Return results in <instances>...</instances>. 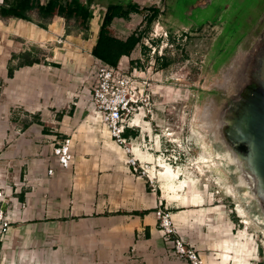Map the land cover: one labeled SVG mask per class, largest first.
<instances>
[{"label": "rangeland", "instance_id": "obj_1", "mask_svg": "<svg viewBox=\"0 0 264 264\" xmlns=\"http://www.w3.org/2000/svg\"><path fill=\"white\" fill-rule=\"evenodd\" d=\"M165 1L139 0L137 5L142 17L159 9L147 34L157 20L170 30L163 58L171 65L158 67V52L152 55L151 49L140 44L139 68L150 69L146 76L154 95L151 116L139 121L137 136L126 145L130 153L111 138L88 104L78 112L73 103L83 89H91L98 67L89 56L94 36L60 17L43 22L34 12L30 13L33 22H25L0 16V192L3 204H8L1 207V240L12 235L18 212V243L0 255V264H164L145 261L132 246L115 258L97 249L102 238L105 242L116 238L109 235L110 228L138 224L146 212L154 213L163 242L162 255L153 259L167 256L190 264L175 254L171 242L177 237L200 254L204 264H232L223 260L225 243L236 248L229 240L248 238L250 249H255L250 264H264V226L258 225L264 223V210L258 200L248 202L243 197L248 188L239 186L238 166L203 169L205 175L200 174L198 161L208 150L230 148L210 136L201 139L195 126L196 116L206 109L221 128L226 126L231 111L256 84L259 55L264 51V0ZM103 14L99 9L96 18L102 19ZM140 28L146 29V23ZM129 29L118 33L124 36ZM33 47L38 49L37 58L54 65L25 67L9 79L11 55ZM60 86L70 90L65 102ZM35 118L43 125L35 123ZM44 126L49 133L43 132ZM67 139L72 141L74 160L63 170L53 152ZM160 162L170 165L182 181L193 179L202 200L183 205L165 198ZM21 191H25L24 200L15 198ZM238 206L251 217L250 225L243 223ZM200 210H205L202 215ZM160 211L170 212L176 230L167 240L157 216ZM178 218L186 220L181 227ZM139 236L146 238L143 231ZM12 250L18 257L10 258Z\"/></svg>", "mask_w": 264, "mask_h": 264}, {"label": "built area", "instance_id": "obj_2", "mask_svg": "<svg viewBox=\"0 0 264 264\" xmlns=\"http://www.w3.org/2000/svg\"><path fill=\"white\" fill-rule=\"evenodd\" d=\"M90 8L93 10L94 17H97L99 9L106 12L105 7L92 1ZM147 35L143 38L144 45L152 50V55L158 52V57H163V52L171 40L170 30L164 28L157 20ZM159 43L165 47L159 46ZM96 63L98 67L94 72L91 89H88V107L94 118L106 128L111 138L119 146L126 147L130 144L131 139L128 140L124 137L125 132L137 130L140 128L139 121H144L148 116H151L150 107L154 92L151 79L146 76L147 73L150 74V69L129 67L126 70L119 65L114 68L98 59H96ZM72 147V141L67 139L54 148V158L60 169L65 170L71 167L74 160ZM126 149L129 153L131 152L130 148L126 147ZM132 163V166L135 167V161ZM53 173L54 169L50 168L48 175L52 176ZM3 199L0 192V204L4 203ZM8 211L11 212L10 209ZM157 216L162 219L166 240L172 238L176 230L171 222L170 212L160 211ZM2 218H4V211L0 207V221ZM171 243L175 254L180 259L185 258L190 264H204L200 254L187 248L183 238L176 237Z\"/></svg>", "mask_w": 264, "mask_h": 264}, {"label": "trees", "instance_id": "obj_3", "mask_svg": "<svg viewBox=\"0 0 264 264\" xmlns=\"http://www.w3.org/2000/svg\"><path fill=\"white\" fill-rule=\"evenodd\" d=\"M90 3L91 0H45L44 2L42 0H3L0 5V16L2 18H13L25 22H33L30 13L34 12L43 22H49L55 17H60L67 22H73L77 29L85 31V35H87L90 30V23L94 18ZM103 5L106 8V12L103 15L97 40L92 48L91 55L115 68L119 65L123 56L130 57L135 49L143 42L144 36L147 35V29L151 27L159 15V9L155 7L151 10L150 14L145 15L143 22L146 23V29L137 28L123 40L115 36L111 28L114 20L124 19L127 21L130 19L131 14L143 13V10H140L137 5L132 4L131 0H127L126 2L110 0L109 3ZM146 49L145 52L147 51ZM37 53L38 49L35 47L30 50L13 53L7 67V77L12 79L16 71L25 67H32L36 64L54 65L47 64L46 61H41L37 58ZM163 57H157L156 61L158 67L164 69L171 65V61ZM130 66L131 68L140 67L139 61H131ZM35 123L43 125L38 118ZM24 127H29V123ZM128 131L125 132L124 137L130 140L132 136L128 135ZM43 132L49 133V129L44 126ZM24 195L25 191H21L18 198L24 200Z\"/></svg>", "mask_w": 264, "mask_h": 264}, {"label": "bare ground", "instance_id": "obj_4", "mask_svg": "<svg viewBox=\"0 0 264 264\" xmlns=\"http://www.w3.org/2000/svg\"><path fill=\"white\" fill-rule=\"evenodd\" d=\"M195 126L198 129L197 133L201 139L210 136L214 140L224 143L230 148L225 152H216L211 149L208 150L207 155L203 156L201 160L198 161V170L200 174L202 176L205 175L203 169H207L209 172L212 169L220 170L230 165L238 166V169L241 172L238 179L239 186L248 188V190L243 193V197L248 199V202L252 199L258 200L260 206L264 210V195L259 180L253 171L247 166L242 154V149L237 150L236 148L238 147L235 144H232L229 140L227 136V128L225 126L221 128V123L210 114L208 109L204 111L202 116H196ZM168 136L171 135L169 134ZM171 141L176 142L175 140ZM203 148H208L206 142H203ZM161 167L163 170L160 171L159 174L160 180L165 182V198L179 201L183 205L196 204L202 200L199 193L193 188L195 183L193 179L182 181L179 174L176 173L170 165L161 163ZM186 190L187 192L185 194H180V192H185ZM238 211L244 219L243 223L250 225L252 223L251 217L246 215L240 209V206H238ZM258 225L264 226V223L260 222ZM261 230L264 234V227ZM240 234L241 238H243L245 231H240ZM249 240L250 239L246 238L245 241H243L239 238L234 243L236 248L233 245H228L226 242L227 250L225 251L226 255L224 256V260H231L232 264H250V257L255 249H250Z\"/></svg>", "mask_w": 264, "mask_h": 264}, {"label": "crops", "instance_id": "obj_5", "mask_svg": "<svg viewBox=\"0 0 264 264\" xmlns=\"http://www.w3.org/2000/svg\"><path fill=\"white\" fill-rule=\"evenodd\" d=\"M93 3L95 4H107L110 2V0H91ZM115 2H126L127 0H113ZM138 1L139 0H131L132 4L138 5ZM168 0L165 1V3ZM104 6V5H103ZM140 15H138L137 13H133L130 15V19L129 20H124V19H115L113 24H112V30L115 34V36H117L120 39H126L132 32H134L137 28L141 27V24H143V20L144 17H142ZM56 18V17H55ZM141 18V19H140ZM102 22V19L99 20V18L94 17L90 23V30L89 31H93L94 35H91L88 33V36H94V41L92 43V45L89 48V53H90V58L92 61L96 62V58H94L91 55L92 52V48L96 43L97 40V34H98V30L100 27V24ZM135 22V23H134ZM131 25H133V29L131 30ZM124 27H128L129 32L124 36H121V34L118 33V31H122V28ZM140 46V45H139ZM139 46L135 49V51L132 53V55L130 57L127 56H123L119 62V66L123 65L125 66L126 63L127 65H130L131 61H138V59H140V54H136L139 50V52L141 53V49L139 48ZM127 67V66H126ZM125 67V68H126ZM62 89V93H60L58 91H56L57 94L61 95L62 98L61 100L63 102H65L66 96H68V94L70 93V90L68 87L63 88V86L58 87V89ZM55 95V92H52ZM56 96V95H55ZM87 98H88V89L85 88V90L83 89V93L81 94L80 97L77 98V102H73L76 106V110L79 112L80 109L82 107H84L85 104H87ZM137 132H139V130H129L128 131V135L132 136L131 140L133 137L137 136ZM59 169V168H58ZM60 170V169H59ZM15 198L18 199V195L15 196ZM8 203H11L10 206L12 207V201L10 200ZM8 204H0V207L3 208H7ZM10 207V208H11ZM14 208V205H13ZM211 211H218V210H213V209H209ZM205 211V210H204ZM204 211L200 210V214L202 215L204 213ZM181 212H177L175 215L180 214ZM142 216H139V222L138 224H133L132 226H129V224L127 225H123L121 224L120 226H114V228H110V232L109 235L111 236H115L116 238H111L109 241L105 242L104 238H102V241H100L98 243L100 248H97L99 251H105L107 253L112 254V257H116L118 256V254H122L123 253V249L126 248L127 246H132V250H135L139 253V255L143 256V259L146 261V259H149L148 261H163L164 264H184L183 261L180 260H168L167 258L162 257V259H156L159 256H161L162 252H163V242L160 238L159 235V231L156 228V221L153 220V212H146V213H141ZM234 217V216H233ZM16 222H12L14 224H12V230L11 233L12 235L8 236L5 240H1V246H0V255L1 254H5L7 253V248L11 247L14 244L18 243V212L16 211ZM235 218V217H234ZM199 220V219H198ZM237 220V218H236ZM180 224V227L186 223V220L183 218H178L177 220ZM132 227V228H131ZM112 229H115L111 232ZM143 231V234L145 235V239H140L139 234L141 235ZM94 233H100V232H94ZM237 241V240H229V244L233 243V242ZM102 247V248H101ZM8 254V253H7ZM10 258H12V256L14 258L18 257V252H16L15 250L10 251ZM158 254H161L158 256ZM155 255H157L158 257H156ZM9 256V255H8ZM156 257L155 259H153V257ZM168 260V261H167ZM224 260V258H223ZM225 262L227 261V263L229 262V260H224ZM158 262V261H157ZM158 264H161V262H158Z\"/></svg>", "mask_w": 264, "mask_h": 264}, {"label": "water", "instance_id": "obj_6", "mask_svg": "<svg viewBox=\"0 0 264 264\" xmlns=\"http://www.w3.org/2000/svg\"><path fill=\"white\" fill-rule=\"evenodd\" d=\"M260 56L257 82L231 111L226 124L232 144L242 149L247 166L257 176L264 195V51Z\"/></svg>", "mask_w": 264, "mask_h": 264}]
</instances>
